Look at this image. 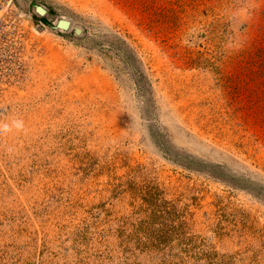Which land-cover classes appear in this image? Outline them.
Instances as JSON below:
<instances>
[{
    "label": "rangeland",
    "instance_id": "obj_1",
    "mask_svg": "<svg viewBox=\"0 0 264 264\" xmlns=\"http://www.w3.org/2000/svg\"><path fill=\"white\" fill-rule=\"evenodd\" d=\"M0 264H264V0H0Z\"/></svg>",
    "mask_w": 264,
    "mask_h": 264
},
{
    "label": "water",
    "instance_id": "obj_2",
    "mask_svg": "<svg viewBox=\"0 0 264 264\" xmlns=\"http://www.w3.org/2000/svg\"><path fill=\"white\" fill-rule=\"evenodd\" d=\"M37 10H38V12L41 13V14L46 13V9H44V8L41 7V6H37ZM70 25H71V21L68 20V19H60V20L58 21V24H57V26H58L59 28H62V29H69V28H70Z\"/></svg>",
    "mask_w": 264,
    "mask_h": 264
},
{
    "label": "clouds",
    "instance_id": "obj_3",
    "mask_svg": "<svg viewBox=\"0 0 264 264\" xmlns=\"http://www.w3.org/2000/svg\"><path fill=\"white\" fill-rule=\"evenodd\" d=\"M2 127H3V130H4V131H8V130H9L7 125H3ZM15 127L18 128V129H19V128H22V127H23L22 122H20V121H16V122H15Z\"/></svg>",
    "mask_w": 264,
    "mask_h": 264
}]
</instances>
